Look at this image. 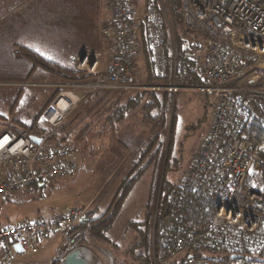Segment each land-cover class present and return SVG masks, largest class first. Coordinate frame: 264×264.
I'll return each mask as SVG.
<instances>
[{
	"label": "built area",
	"instance_id": "1",
	"mask_svg": "<svg viewBox=\"0 0 264 264\" xmlns=\"http://www.w3.org/2000/svg\"><path fill=\"white\" fill-rule=\"evenodd\" d=\"M108 4L112 16L101 26L102 37L112 41L108 63L99 67L101 53L80 57L77 70L87 72L91 80L60 85L43 120L53 127L62 125L83 98L74 87L93 92L143 87L136 84L139 65L134 39L135 28L144 24L155 73L167 76L169 62L172 68L171 81L152 88L172 94L183 89L175 77L179 69L200 79L199 86L189 88L215 98L192 164L170 194L171 200L198 195L210 201L212 217L199 224L168 225L161 246L154 247L159 252L154 264H264V137L247 135L252 124L264 125V85L259 84V69L264 68V0H180L185 27L207 33L212 41L205 56L190 52L179 58L174 47L170 60L165 31L171 23L163 0H149L142 14L132 0H108ZM31 135L41 142H33ZM5 138L0 146V194L34 184L53 185L79 169L80 149L74 145L55 144L49 135L14 131L2 134L0 142ZM87 210L72 209L1 228L0 250L7 263L16 262V244L24 251L37 250L48 236L69 234ZM96 258L97 264L116 263L108 250Z\"/></svg>",
	"mask_w": 264,
	"mask_h": 264
},
{
	"label": "rangeland",
	"instance_id": "2",
	"mask_svg": "<svg viewBox=\"0 0 264 264\" xmlns=\"http://www.w3.org/2000/svg\"><path fill=\"white\" fill-rule=\"evenodd\" d=\"M163 1L168 13V0ZM148 2L149 0H132L133 7L141 13L146 9ZM18 3L19 0H0V135L6 130L49 135V140L55 144L74 145L80 149L79 169L73 177L61 176L53 185L34 184L0 194V229L26 220L48 219L82 207L93 210L94 218H98L111 208L124 180L142 171V175L135 181L116 212L115 222L107 234L109 240L89 236L87 244L76 247L86 248L93 254L95 259L89 258L91 264H97L96 257L101 256L102 250L114 253L115 264H144L143 257L152 258L154 264V257L159 253L154 250L157 246L154 240V220L157 216L155 205L158 203L162 183L166 180L174 186L182 183L187 169L192 164L194 152L206 134L215 98L207 97L197 88L184 87L176 93H170L167 100H164V89L152 88L161 85L160 83L148 85L146 80L141 81L148 75V69L145 67L148 57L146 58L143 49L137 46L136 60L139 71L136 79L140 82L136 80V84L145 87V90L156 91L158 101L161 100L160 105L145 108L148 95L139 99L137 97L144 89H100L93 92L90 89L74 87L76 93L83 95L81 102L69 112L59 128L53 127L43 120L42 114L59 89L52 83L61 80L42 68H37L29 77L34 68L33 62L18 53L19 51L13 54L17 47L12 45V42L28 37L27 30L17 27V12L10 11L11 8L17 7ZM41 5L45 7L48 3L43 2ZM37 8L40 11V7ZM109 9L110 11L105 7L104 12L109 11V15L100 24V35L104 41L101 26L112 16V10L110 7ZM83 13L85 14V11ZM3 20L5 21L2 22ZM37 24L41 25L38 22ZM59 30L66 31L53 29L54 32ZM191 30V36L197 35L201 45L197 52L205 56L212 39L203 31ZM138 31L136 39L141 35L140 30ZM43 32L45 28H34L33 31L37 34L36 43L48 57L53 41L43 40ZM47 33L50 34L49 29ZM144 33L147 35L146 29ZM63 36L56 42L60 46L64 43L71 44L72 39ZM52 58L63 65L70 64L63 56ZM107 59L105 60L101 53L99 67L108 63L110 57ZM150 62L153 67L151 58ZM259 71V84L264 85V68ZM90 80L68 82L80 83ZM88 94L92 95V98L87 100ZM100 99L102 101L98 104ZM163 101L167 103L164 104ZM120 106L128 107L121 121L114 118V112L117 111L118 114ZM135 159L139 160L136 162L138 165H135ZM152 213L153 231L151 250L148 251L142 246L139 247L138 243L141 239L139 234L147 229V219ZM73 248L75 246L72 245L69 234L56 232L48 236L44 247L34 251L15 252V263L51 264L56 259H63ZM131 251H134L133 254ZM0 264H8L2 250Z\"/></svg>",
	"mask_w": 264,
	"mask_h": 264
},
{
	"label": "trees",
	"instance_id": "3",
	"mask_svg": "<svg viewBox=\"0 0 264 264\" xmlns=\"http://www.w3.org/2000/svg\"><path fill=\"white\" fill-rule=\"evenodd\" d=\"M181 4L180 0H173V4L169 6L168 10V16L169 21H171L172 24L168 25L166 28V48H167V54L169 57V60L171 59L170 53H173L174 47L176 50V54L179 58L183 57L184 55H187L190 52H197L200 50L201 45L198 43V36H191V29L188 30L185 27L182 12H181ZM142 27V28H141ZM140 32L141 35L139 36V41L135 38L134 39V45L135 48L139 46V48L145 53V57L147 59V64L145 63L146 69H148V75L146 79H141V81L146 80L148 85H152L154 83H160L161 85H164L166 83H169L171 81L172 76V68L169 62L168 65V75L167 76H159L155 73L154 68L151 65L150 62V53H149V42H148V34L146 35L144 33V30L146 29L144 24L140 25ZM147 31V30H146ZM203 36H206L205 34L199 32ZM137 37V36H136ZM212 39V37H210ZM137 41V43H136ZM18 51L23 56L27 57L33 62L34 69L42 68L43 70H46L54 75H56L58 78L64 81H82V80H88L92 76L89 75L85 71H79L76 68H69L64 65H61L53 60H50L37 51L25 47V46H18ZM143 54V53H142ZM144 57V56H143ZM176 81L182 85L183 87H196L201 84L200 79L198 76L194 73H183L179 69H176ZM137 82H140L139 79H136ZM163 82V83H162ZM140 89H144L143 87H140L138 89H134L136 91H140ZM58 92V91H57ZM110 93V91H108ZM156 91L151 90H142L138 93V99L143 97L144 95H148L147 103L145 104V108L153 107L154 105L158 106L161 103V100L158 101ZM57 94V93H56ZM92 94V93H91ZM169 92L164 89V100H167V96H169ZM92 95H87V100ZM92 98V97H91ZM54 99V97L50 100V102ZM102 101V99L99 100L98 104ZM138 100H135V103H137ZM164 104L167 103V101H163ZM49 104V103H48ZM47 104V105H48ZM98 104H95L96 106ZM94 105V107H95ZM127 106L123 107L120 106L117 111L114 112L115 119H119L120 121L125 117V113L127 111ZM247 135L250 139H257L258 137H264V126L262 124H252L250 129L247 131ZM67 138V137H65ZM64 139V138H63ZM66 140H64L65 142ZM68 141V140H67ZM139 160L135 159L134 163L138 162ZM135 165H138L136 163ZM142 171L137 174L136 176H129L127 177L124 182L119 187V192L116 196V199L112 203L111 208L102 214L100 217L94 218L93 210L88 209L85 215L80 219L77 226L70 231V241L73 246H80L85 245L89 241V236H93L94 238H100L101 240L108 239V232L112 228L114 222H115V216L118 209L122 206V203L124 199L126 198L129 191L132 189V187L135 184V181L138 180V178L142 175ZM174 185H171L167 180L165 183H162L160 192H159V198L158 203L155 205V210L157 211V216L155 224H154V240L157 246H161L163 242V235L164 230L167 228L170 224H176L181 225L184 223H195L199 224L202 222L208 221L213 214L214 206L210 201L202 199L198 195H192V196H179V198L171 200L170 194L172 193V188ZM153 213L149 215L147 222V229L144 231H141L140 235V242L138 243L139 247H144L146 250H151V238H152V231H153ZM109 240V239H108ZM134 251H131L133 254ZM141 257V256H140ZM138 257V258H140ZM144 264H152V258L147 257V259H144ZM62 261L61 258L56 259L51 264H60ZM15 264H23V263H15ZM32 264V263H29Z\"/></svg>",
	"mask_w": 264,
	"mask_h": 264
},
{
	"label": "crops",
	"instance_id": "4",
	"mask_svg": "<svg viewBox=\"0 0 264 264\" xmlns=\"http://www.w3.org/2000/svg\"><path fill=\"white\" fill-rule=\"evenodd\" d=\"M86 1L87 2L85 3L81 0L80 2L77 0H19L17 7L15 6L11 8L10 11L17 12V27L19 29L27 30L26 34H28V37L25 39L20 38L18 42H12V45L15 44V47H17L13 54H17L19 49L18 46L22 45L37 51L50 60H53L52 57L63 56L70 63L69 66H64L69 68H76L77 61L86 51H100L103 53L105 60H108L107 58L110 57L112 51V41H104L100 35V24L106 20L110 11L108 0ZM43 2L48 3V5L42 7L41 3ZM37 7H40V11ZM105 7L109 10L108 13L104 12ZM7 11H9V9ZM83 11H85V14ZM137 13L142 14L141 11H137ZM4 21L5 20L2 22ZM37 22L41 25H38ZM34 28H45V32L41 35L42 39L53 41V44H51L48 52L50 56L47 57V55L42 52L41 48L36 43L37 34L33 33ZM48 29L50 34L47 33ZM53 29H66V31L59 30L54 32ZM135 29L137 30L136 32L139 33L138 30H140V26ZM30 32L32 34H29ZM62 36L72 39L71 44L64 43L60 46L56 41ZM35 71L36 69L32 68L29 73V77L33 75ZM66 82L68 81L61 80L55 81L52 84L53 86L59 87ZM59 90L60 89L57 91ZM57 91L56 93H58ZM55 96L56 94L53 97ZM5 132H2V134ZM47 239L48 238L43 240L41 247H44Z\"/></svg>",
	"mask_w": 264,
	"mask_h": 264
},
{
	"label": "water",
	"instance_id": "5",
	"mask_svg": "<svg viewBox=\"0 0 264 264\" xmlns=\"http://www.w3.org/2000/svg\"><path fill=\"white\" fill-rule=\"evenodd\" d=\"M264 126V125H263ZM33 142L39 144L41 142V138L36 135L30 136ZM81 249H86L82 247H75L69 250L64 258L62 259L60 264H91L89 259L83 254ZM16 252H24L19 244L15 245Z\"/></svg>",
	"mask_w": 264,
	"mask_h": 264
},
{
	"label": "bare ground",
	"instance_id": "6",
	"mask_svg": "<svg viewBox=\"0 0 264 264\" xmlns=\"http://www.w3.org/2000/svg\"><path fill=\"white\" fill-rule=\"evenodd\" d=\"M6 140H7V138H5L2 142H0V146H1L2 144H4ZM81 251L83 252V254H84L88 259H89V258H91V259H95V257L93 256V254H92L89 250H87V249H81Z\"/></svg>",
	"mask_w": 264,
	"mask_h": 264
}]
</instances>
